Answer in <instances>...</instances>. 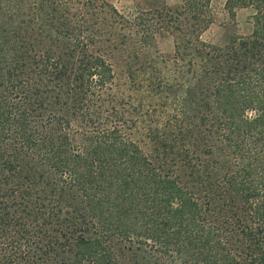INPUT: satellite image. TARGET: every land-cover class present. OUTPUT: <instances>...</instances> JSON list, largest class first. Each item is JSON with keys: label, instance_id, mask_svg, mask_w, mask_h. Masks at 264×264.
Wrapping results in <instances>:
<instances>
[{"label": "trees", "instance_id": "1", "mask_svg": "<svg viewBox=\"0 0 264 264\" xmlns=\"http://www.w3.org/2000/svg\"><path fill=\"white\" fill-rule=\"evenodd\" d=\"M243 8L251 34L224 44L202 39L212 0L136 17L142 43L175 39L150 114L96 48L130 23L108 1L0 0V264H122L118 239L153 264H264V0L225 1Z\"/></svg>", "mask_w": 264, "mask_h": 264}, {"label": "rangeland", "instance_id": "2", "mask_svg": "<svg viewBox=\"0 0 264 264\" xmlns=\"http://www.w3.org/2000/svg\"><path fill=\"white\" fill-rule=\"evenodd\" d=\"M106 1L115 7L130 23L126 24L127 26H123L124 22L118 24L116 31L113 32L114 35L98 40L96 48L101 49L100 51L104 52L108 60L113 64L117 75L118 88L116 89L119 90L118 94L122 97L131 95L139 109L136 111H149L150 114H155V112L162 110L160 103L163 102L160 95L157 94V89L155 90L156 84L159 83L168 70L171 73H167L166 77H171V75L174 77L177 74L176 71H178L173 63L175 39L170 31L162 28L163 26L157 25L159 30H154V32L150 33L151 38L148 43H142L140 41L141 32H136L138 28L134 21L137 16L144 12H149V14L143 16V18H152L153 14L150 10L161 8L166 4H162L160 0ZM225 1L212 0L214 22L202 35V39L206 42L224 44L229 41L232 34L247 36L252 32L253 24L249 19L253 12L252 9L243 8L238 10L236 19L232 20L227 10L224 11ZM182 2L183 0L178 4ZM101 17H105V14L101 15ZM155 21L160 22L163 20L160 16H156ZM109 28L107 30L110 31ZM124 29L127 35L126 44L120 43L117 36L118 32H123ZM105 39L108 40L106 41ZM177 75L180 76L179 74ZM176 98L178 96L175 97L173 95L169 103L173 105L178 103ZM136 123L141 128L147 125L145 117L138 118ZM142 133L140 129L134 138L140 141V145L145 152L149 153L154 161H157L159 157L163 156V153L160 151L161 154H158L154 150L153 141L150 138L152 136H145L146 134ZM115 243L122 264H153L156 258L159 257L144 245L130 243L121 239L116 240Z\"/></svg>", "mask_w": 264, "mask_h": 264}, {"label": "crops", "instance_id": "3", "mask_svg": "<svg viewBox=\"0 0 264 264\" xmlns=\"http://www.w3.org/2000/svg\"><path fill=\"white\" fill-rule=\"evenodd\" d=\"M160 2L162 4H166V5L172 6V5H177L178 3H180L181 0H160ZM224 11H226L225 4H224Z\"/></svg>", "mask_w": 264, "mask_h": 264}]
</instances>
